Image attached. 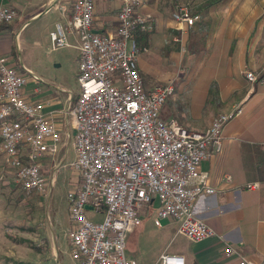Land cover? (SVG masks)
Returning <instances> with one entry per match:
<instances>
[{"label": "built area", "instance_id": "built-area-1", "mask_svg": "<svg viewBox=\"0 0 264 264\" xmlns=\"http://www.w3.org/2000/svg\"><path fill=\"white\" fill-rule=\"evenodd\" d=\"M144 0H121L113 30H94V0H73L64 22L49 30L51 50L69 46L74 35L79 51L78 93L67 103L66 114L74 133L71 169L80 178L67 192L71 222L67 232L73 264H139L126 255V237L142 221L144 204L157 202L153 223L177 219L176 231L199 241L215 234L195 212L200 196L213 194L207 172L200 163L222 146L225 124L242 112V105L215 114L202 130H190L174 118H161L160 110L174 92V78L146 89L138 67L137 30L152 29V14L143 10ZM264 13V9H263ZM17 9L0 6V24L13 21ZM183 30L198 20L185 5L172 14ZM249 81L257 75L244 70ZM0 54V151L24 190L43 191L53 175L43 173V159L55 155L61 130L40 101L25 97L29 75ZM36 76H34L35 79ZM264 149V140L260 142ZM55 171V170H54ZM230 174H224L229 181ZM249 182L246 188H257ZM155 200V201H154ZM102 213L95 221L87 214ZM235 253L227 245L226 256ZM153 264H186L180 253L161 252ZM236 264H264L239 256Z\"/></svg>", "mask_w": 264, "mask_h": 264}, {"label": "crops", "instance_id": "crops-1", "mask_svg": "<svg viewBox=\"0 0 264 264\" xmlns=\"http://www.w3.org/2000/svg\"><path fill=\"white\" fill-rule=\"evenodd\" d=\"M203 1L200 0L197 3ZM30 2L32 0H0V6L8 5L17 9L15 23L22 17L23 9L24 15H27L25 20L17 27L15 26L14 34L13 30H8L12 24L0 26V54L8 58L13 52L14 44L18 49L22 48L20 34L29 20L43 15L54 6L59 15H62L61 19H55L53 24L56 21L64 22L65 14L60 7L64 6L69 10L72 5L66 0H42L34 5H29ZM120 4L121 0H95L93 20L95 31L106 33L114 29L115 16ZM161 4L160 7L152 0H144L142 9L152 14V29L148 35L149 43L145 48L156 47L167 52L169 44L178 43L179 51L172 56L177 55L178 59H181L190 41L204 35L206 40L211 38V43L215 42L217 48H222L217 52L214 48V55L231 58V64L225 61L222 67L233 74L232 78H229L228 74L221 73L220 69H218L220 71L218 75L212 76L211 67H205L208 74L204 76H209V82L206 86L200 87L206 90L213 88L217 91L212 99L208 98L206 92L201 98L190 96L189 114L196 120L195 125H190V129L202 130L218 112L230 111L238 104L243 107L240 114L233 116L225 124L221 149L217 152L211 151L200 163V169L207 172V183L215 188V192L200 196L195 203V212L213 228L215 234L199 241H192L179 234L174 225V229L167 236L166 243L161 246V252L180 253L185 257L186 264H236L239 256L263 260L264 149L260 146V142L264 140V74L262 77L259 76L264 73V0H210L205 3L207 6H205V15L202 17L205 24L203 22L197 24L195 21L193 25L183 30H180L173 20L172 14L176 9L170 10L165 2ZM24 5L29 6L23 7ZM53 24L49 29L53 27ZM204 26L203 30L201 27ZM26 38L30 40L29 36ZM68 39L69 46L75 49L79 58L76 37L70 34ZM22 64L36 76L35 79L28 78L24 87L25 97L30 101L42 102L44 109L60 128L61 144L56 154L63 150L61 153L65 159L68 154V143L74 131L68 121L66 106L74 92L58 84L55 87L57 91L51 90L50 87H46L47 79L26 63L22 62ZM14 65L19 69L23 67L15 63ZM138 67L139 70L141 69L140 73L150 72L148 63L140 55ZM244 70L254 72L258 76L257 80L249 81L244 75ZM172 78L175 79V77ZM39 81L44 85L42 86ZM196 82L193 81V83ZM170 118L174 117L170 116ZM182 126L189 128L183 123ZM73 154L75 156V152ZM63 159H60L53 169L57 170L60 163L65 164ZM224 174H230L231 179L225 181ZM55 181L56 176L53 175L54 184ZM79 181L80 178L75 172V178L71 181L69 189L76 186ZM249 182H258L257 188H246ZM53 183H49L50 188L54 185ZM70 226L68 217V226L62 228L65 234L63 243L61 242L63 245L65 242L68 244L67 232ZM138 227H134L132 231ZM227 245L232 246L235 253L226 256L224 248ZM61 251L65 252L66 249ZM138 263L152 264L153 262L145 260Z\"/></svg>", "mask_w": 264, "mask_h": 264}, {"label": "rangeland", "instance_id": "rangeland-1", "mask_svg": "<svg viewBox=\"0 0 264 264\" xmlns=\"http://www.w3.org/2000/svg\"><path fill=\"white\" fill-rule=\"evenodd\" d=\"M39 1L42 0H32L29 5L39 4ZM66 1L69 4L73 2V0ZM152 1L160 7L162 6L161 2H165L166 7L173 11L178 6L185 5L192 14L199 15L197 24L199 22L205 24L202 17L205 15V6H207L205 3L210 0H204L201 3H197L200 0ZM61 15L52 6L43 15L29 20L25 29L23 28L24 31L20 34L23 42L22 48L18 49L14 44L9 59L12 64L23 66L22 62H24L34 68L37 73L47 79L46 87H50L51 90L57 91L55 87L58 84L75 94L79 91L76 51L71 46L51 50L49 37H47L51 29L49 27L55 19H61ZM26 18L27 15H24L23 9L22 17L16 23L14 19L11 22L0 24V26L12 24L8 30H13L14 34L15 26L17 27ZM201 28L204 30L205 26ZM28 36L30 40L26 38ZM200 37L204 39L202 40ZM200 37L190 41L187 49H184L185 55L181 59H178L177 55L172 56L173 53L179 51L178 43L169 44L167 52L156 47L139 48V55L146 60L150 68L149 73L141 72L146 89L155 84L164 83V79L175 77L174 92L168 95L162 105L160 117L164 119L170 118V116L174 117L181 125L182 123L187 125L189 127L187 129L196 123V120L189 114L190 96L201 98L206 92L208 98L212 99L217 91L213 88L206 90L200 87L201 85L206 86L209 82V76H204V74H208L205 67H211L212 76H216L222 71L221 73L228 74L229 78L233 77V74L228 73L222 67L225 61L230 65L231 58L214 55V48H216L215 52L221 51L222 48H217L215 42L211 43V38L206 40L204 35ZM196 76L197 79H195ZM30 77L34 79V75H29V80ZM193 81L197 82L193 83ZM62 151L56 155L44 157V174L47 178L53 173L56 176L52 188L47 185L43 191L33 189L28 192L16 182L13 168L4 162L0 151V264H73L68 244L66 242L64 245L61 244L65 238L62 228L68 226L67 192L72 184L71 181L75 178V172L67 165L74 156L72 137L68 143V154L65 159H63ZM60 159H63L65 164L60 163L57 170L53 169ZM156 204V201L144 204L141 209L142 221L137 225L139 227L129 232L126 237V255L134 258L137 262L147 260L154 263L161 253V246L167 241V236L174 229V225L176 227L178 225L177 219L169 218L163 219L160 225H155L153 217ZM87 214L95 221H99L103 217L102 213L96 215L92 210H88ZM64 248L66 251H61Z\"/></svg>", "mask_w": 264, "mask_h": 264}, {"label": "trees", "instance_id": "trees-1", "mask_svg": "<svg viewBox=\"0 0 264 264\" xmlns=\"http://www.w3.org/2000/svg\"><path fill=\"white\" fill-rule=\"evenodd\" d=\"M150 32H151V30H146V31L137 30L136 31V41H137V45L140 49H142L146 45H148V43H149L148 35ZM263 74L264 73H262L259 77H262ZM20 186H21V184H20ZM21 188H22V186H21Z\"/></svg>", "mask_w": 264, "mask_h": 264}, {"label": "water", "instance_id": "water-1", "mask_svg": "<svg viewBox=\"0 0 264 264\" xmlns=\"http://www.w3.org/2000/svg\"><path fill=\"white\" fill-rule=\"evenodd\" d=\"M56 65H58V64H56ZM73 133H74V131H73Z\"/></svg>", "mask_w": 264, "mask_h": 264}]
</instances>
